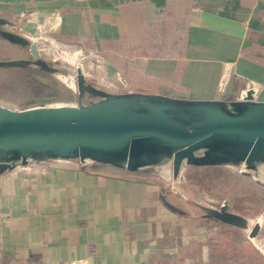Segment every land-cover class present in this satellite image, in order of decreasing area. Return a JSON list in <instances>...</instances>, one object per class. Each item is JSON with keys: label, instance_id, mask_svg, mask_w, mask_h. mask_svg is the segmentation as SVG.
I'll return each instance as SVG.
<instances>
[{"label": "crops", "instance_id": "crops-1", "mask_svg": "<svg viewBox=\"0 0 264 264\" xmlns=\"http://www.w3.org/2000/svg\"><path fill=\"white\" fill-rule=\"evenodd\" d=\"M0 18V47L29 53L7 33L49 39L108 93L233 101L264 88V0H0ZM186 167L174 177L171 163L131 172L71 158L4 171L0 264H208L211 231L230 228L178 199Z\"/></svg>", "mask_w": 264, "mask_h": 264}, {"label": "water", "instance_id": "water-1", "mask_svg": "<svg viewBox=\"0 0 264 264\" xmlns=\"http://www.w3.org/2000/svg\"><path fill=\"white\" fill-rule=\"evenodd\" d=\"M5 36L28 48L34 59L0 65L32 64L59 72L41 58L32 36ZM70 81L79 92L75 105L42 104L18 111L0 105V174L19 164L71 158L131 172L171 163L174 177L184 164L242 166L246 175L264 164V101H254L253 90L233 101L112 94L88 83L82 66ZM86 95L97 100L85 104ZM201 208L207 217L248 228V219L231 212L226 201L219 208ZM260 227L259 222L253 225L251 239Z\"/></svg>", "mask_w": 264, "mask_h": 264}, {"label": "rangeland", "instance_id": "rangeland-1", "mask_svg": "<svg viewBox=\"0 0 264 264\" xmlns=\"http://www.w3.org/2000/svg\"><path fill=\"white\" fill-rule=\"evenodd\" d=\"M35 41L42 59L59 72H46L32 64L0 65L2 107L18 111L32 105L68 103L75 92L78 93L70 79L75 78L83 59L72 58L73 61L68 63L61 54H57L64 50H52L53 54H49V51L42 50L49 41ZM13 48L11 45L8 49L0 47V58H5L0 60L1 63L32 59L30 53L19 54ZM17 56L21 58L15 59ZM244 169L242 166H194L183 168L181 173L178 199L185 207L199 211L200 205L219 208L226 201L231 212L249 221L247 229L226 225L230 229L225 232L211 231V259L208 264H264V164L251 175H246ZM257 222L260 230L251 239L249 234Z\"/></svg>", "mask_w": 264, "mask_h": 264}, {"label": "built area", "instance_id": "built-area-1", "mask_svg": "<svg viewBox=\"0 0 264 264\" xmlns=\"http://www.w3.org/2000/svg\"><path fill=\"white\" fill-rule=\"evenodd\" d=\"M46 41H49V43H45L46 45H44V47L42 48V50L44 49V51H49L51 54H53L51 47H55L53 46V42H51V40L46 39ZM48 46V47H47ZM52 51V52H51ZM228 78L225 76L222 78L220 84H219V88H218V92L220 95H223L225 93L226 90V86L228 83ZM74 90L76 91L77 88L74 87ZM249 90H253L254 94H253V100L254 101H264V88H262L260 85L252 82L250 86H248L244 91L243 94L241 95V98H243L244 96H246L247 92Z\"/></svg>", "mask_w": 264, "mask_h": 264}, {"label": "bare ground", "instance_id": "bare-ground-1", "mask_svg": "<svg viewBox=\"0 0 264 264\" xmlns=\"http://www.w3.org/2000/svg\"><path fill=\"white\" fill-rule=\"evenodd\" d=\"M67 48V47H66ZM75 56V55H74ZM60 57V56H59ZM76 57V56H75ZM57 58V57H56ZM68 83H70L69 81H67ZM74 82H71V85H73ZM67 84V83H66ZM262 247V246H261Z\"/></svg>", "mask_w": 264, "mask_h": 264}, {"label": "flooded vegetation", "instance_id": "flooded-vegetation-1", "mask_svg": "<svg viewBox=\"0 0 264 264\" xmlns=\"http://www.w3.org/2000/svg\"><path fill=\"white\" fill-rule=\"evenodd\" d=\"M30 57L32 58L31 60H33L34 58L30 55ZM42 58V57H41ZM49 63V62H48ZM51 65V64H50ZM52 66V65H51ZM220 207H221V205H220Z\"/></svg>", "mask_w": 264, "mask_h": 264}]
</instances>
